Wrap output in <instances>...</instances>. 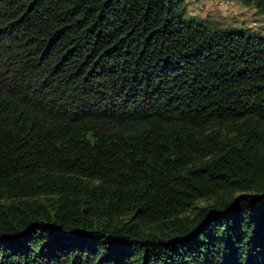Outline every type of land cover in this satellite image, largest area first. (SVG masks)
<instances>
[{"label":"trees","instance_id":"obj_1","mask_svg":"<svg viewBox=\"0 0 264 264\" xmlns=\"http://www.w3.org/2000/svg\"><path fill=\"white\" fill-rule=\"evenodd\" d=\"M181 2L0 0V264H264V37Z\"/></svg>","mask_w":264,"mask_h":264},{"label":"rangeland","instance_id":"obj_2","mask_svg":"<svg viewBox=\"0 0 264 264\" xmlns=\"http://www.w3.org/2000/svg\"><path fill=\"white\" fill-rule=\"evenodd\" d=\"M208 1L211 2V5L213 4V6L220 8L216 9L217 13L215 18L217 19H211L209 17L208 10L206 11L208 5H206V3ZM221 1L223 5H219L217 0H182L181 5L185 10L186 16L189 15L205 19L206 21L212 22L210 24L214 27L221 28L225 31H241L250 35L264 37V14L256 11L253 7L252 9H254V11L249 15L247 14L250 12L249 9L246 10L245 13H239L238 0ZM240 4L244 6L242 0H240Z\"/></svg>","mask_w":264,"mask_h":264},{"label":"crops","instance_id":"obj_3","mask_svg":"<svg viewBox=\"0 0 264 264\" xmlns=\"http://www.w3.org/2000/svg\"><path fill=\"white\" fill-rule=\"evenodd\" d=\"M238 2H239V4H238V12L240 13V12H244L245 13V11L246 10H248L249 9V13H247L248 15L249 14H251V13H253V11H254V9H252V7H246L244 4V6L246 7H244V6H241V4H240V0H238ZM208 4V5H207ZM206 5H207V8H206V11L208 12V15H209V17L211 18V19H217V18H215L216 17V13H217V10L216 9H220V8H218L217 6H213V4L211 5V2L210 1H208L207 3H206ZM215 5V4H214ZM210 9V10H209ZM203 13V12H202ZM201 14V13H200Z\"/></svg>","mask_w":264,"mask_h":264},{"label":"built area","instance_id":"obj_4","mask_svg":"<svg viewBox=\"0 0 264 264\" xmlns=\"http://www.w3.org/2000/svg\"><path fill=\"white\" fill-rule=\"evenodd\" d=\"M217 3L219 4V5H223V2L221 1V0H217ZM227 4V3H226Z\"/></svg>","mask_w":264,"mask_h":264}]
</instances>
